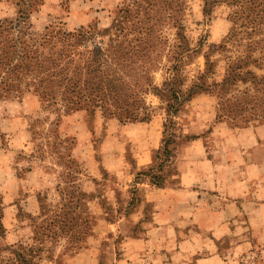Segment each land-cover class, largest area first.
<instances>
[{"label": "rangeland", "instance_id": "374dc122", "mask_svg": "<svg viewBox=\"0 0 264 264\" xmlns=\"http://www.w3.org/2000/svg\"><path fill=\"white\" fill-rule=\"evenodd\" d=\"M39 2L21 25L30 28L32 38H39L48 27L71 32L96 24V29L104 32L123 19L124 25L132 29V23L145 15L148 1ZM150 4L145 18L157 21L153 38L167 41L166 48L161 46L157 52L161 55L157 67L148 73L153 84L160 88L175 62L178 50L169 46L186 42L196 51L190 58L181 59L182 88L205 73L207 62L211 65L205 76L208 84H222L227 66L237 65L240 68L226 87L229 101L225 107L237 110L234 125L264 124V109L254 112L249 108L264 105V85L256 87L252 79L264 75V24L255 29L233 25V8L226 0L211 3L207 14L203 0H151ZM166 4L170 6L162 10ZM124 7H128L127 14L120 13ZM17 10L15 0H0V22H16ZM229 35L231 41L227 40ZM140 70L135 67L133 71ZM245 91L247 96L242 94ZM145 102L151 106V118L148 127L139 130L124 127L138 123H121L98 108L65 112L61 106L41 102L32 92L0 97V155L4 154L0 159L2 264H15L13 250L23 256L25 264H125L124 259L140 264L146 259L138 255V250L147 237L131 240L140 237V226L130 218L140 199L137 183L149 180L133 169L137 152L141 151L140 138H147L151 145L154 140L167 139L171 132L178 137L183 123L191 127L188 132H200L198 127H209L214 122L219 100L215 93L193 97L182 105L171 127L165 122L163 105L156 96L147 95ZM242 103L246 108L238 111ZM179 142L175 139L169 149ZM162 159L160 155L155 160V170ZM173 164L164 163L162 172L173 175ZM9 167L17 186L5 182Z\"/></svg>", "mask_w": 264, "mask_h": 264}, {"label": "trees", "instance_id": "16d2710c", "mask_svg": "<svg viewBox=\"0 0 264 264\" xmlns=\"http://www.w3.org/2000/svg\"><path fill=\"white\" fill-rule=\"evenodd\" d=\"M147 1L145 15L151 10V0ZM226 1L233 8L231 16L233 25L251 26L255 29L257 25L264 24V0ZM15 2L18 8L16 22H0V97L13 92L18 94L32 92L41 102L61 106L65 112L94 111L98 108L103 115L113 116L121 123H148L151 118V106L146 104L145 98L152 94L163 105L165 122L171 127L185 102L196 96L215 93L219 100L215 123H225L231 129L249 126L234 125L236 116L233 114L237 110H227L225 107L229 101L226 99L227 95L225 96L227 84L239 66L232 64L227 66L222 84H208L205 76L211 65L207 62L205 73L200 74L197 81L187 88H182L183 81L179 71L181 59L190 58L196 51L186 42L169 46L168 49L174 47L178 50L175 62L168 69V75L161 87L153 84L148 73L150 69L155 70L157 67V60L161 57L157 52L167 43L166 40L160 41L159 36L153 38L158 26L157 21L143 15L136 23H132L134 28L130 29L124 25L126 20L123 19L104 32L98 31L96 24H90L86 28L80 27L71 32L48 27L39 38H32L30 28L24 29L21 25L25 24L29 14L40 2L37 3V0ZM203 2L207 14L206 8L216 0ZM169 6L170 4H166L162 10ZM127 9L128 7L121 8L120 13L127 14ZM177 35L180 39L179 33ZM227 40L231 41L232 35H229ZM261 41L264 42V36ZM252 64L259 65L256 62ZM135 67L141 69L139 73L133 71ZM252 79L256 87L261 83L264 85V75L252 76ZM235 81L236 78L232 80L231 85H234ZM242 94L247 96L248 91ZM240 105L238 111H243L246 108L245 104ZM260 107L264 109L263 104L249 105L251 111ZM164 126L166 128V124ZM175 139H180L179 145L169 149V145H172ZM191 139L193 136L185 134L182 130L178 137L171 132L167 139H161L159 148L153 154L152 164L137 171V174L148 177L149 180L146 182L151 185L161 187L165 177L169 175L162 172L163 164H173L178 147ZM160 155L164 156L165 160L162 159L155 170L154 162ZM134 225H139V222ZM12 254L15 264L26 263L23 256L15 250ZM2 263L0 258V264Z\"/></svg>", "mask_w": 264, "mask_h": 264}, {"label": "crops", "instance_id": "0c3cea01", "mask_svg": "<svg viewBox=\"0 0 264 264\" xmlns=\"http://www.w3.org/2000/svg\"><path fill=\"white\" fill-rule=\"evenodd\" d=\"M188 126L182 131L191 135ZM198 128L178 147L174 174L161 187L137 183L140 199L130 218L140 226L139 239L131 240L147 237L140 264H264V124ZM140 139L135 171L152 164L161 141ZM8 170L5 182L17 186Z\"/></svg>", "mask_w": 264, "mask_h": 264}]
</instances>
